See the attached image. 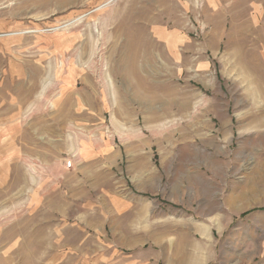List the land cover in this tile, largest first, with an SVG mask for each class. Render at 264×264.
Wrapping results in <instances>:
<instances>
[{
	"label": "rangeland",
	"instance_id": "obj_1",
	"mask_svg": "<svg viewBox=\"0 0 264 264\" xmlns=\"http://www.w3.org/2000/svg\"><path fill=\"white\" fill-rule=\"evenodd\" d=\"M0 166V264H264V0H0Z\"/></svg>",
	"mask_w": 264,
	"mask_h": 264
},
{
	"label": "crops",
	"instance_id": "obj_2",
	"mask_svg": "<svg viewBox=\"0 0 264 264\" xmlns=\"http://www.w3.org/2000/svg\"><path fill=\"white\" fill-rule=\"evenodd\" d=\"M98 128V126H95L94 129ZM101 133V132H100ZM94 147V146H93ZM92 147V148H93ZM90 147L88 145H83L80 147V149L78 150V153L81 151V153H89L90 152ZM11 151V150H9ZM14 151V150H13ZM104 151V148H103ZM102 152V151H100ZM75 154L74 156V163H72V166L69 167L67 166V164L63 163L64 165L62 167L65 168V170H63V172H68L69 174H72L73 172H81V177L82 179H85L87 174H88V170L87 167L85 165H82V161L83 158H81L77 152H73ZM114 155H116L117 157V153L115 151V153H113ZM28 159V158H27ZM117 159V158H116ZM86 160V159H85ZM14 164H20L19 162L15 161ZM44 166L50 169L49 166H47V164H44ZM0 168H4V166H0ZM47 168V169H48ZM9 170V168H8ZM18 172H28L27 169H21L18 170ZM100 172H103L102 170ZM132 177H133V184L135 186V188L141 192V193H148V192H153L155 189V183L157 184L159 181V172H131ZM1 175V173H0ZM85 192H83L84 194ZM73 205V204H72ZM50 207L53 208H60V204H49ZM139 228H136V231H138ZM77 241L79 240L78 237L76 238ZM179 263L181 264H204L205 263V259L202 257V255L198 254H194V253H190L188 255H185L181 258H179ZM106 263L104 264H112V259H109V263L108 260L105 261ZM7 264H10V262L8 261Z\"/></svg>",
	"mask_w": 264,
	"mask_h": 264
},
{
	"label": "built area",
	"instance_id": "obj_3",
	"mask_svg": "<svg viewBox=\"0 0 264 264\" xmlns=\"http://www.w3.org/2000/svg\"><path fill=\"white\" fill-rule=\"evenodd\" d=\"M72 163H73V160H72V159H69V160H67V162H66L67 166H69V167L72 166Z\"/></svg>",
	"mask_w": 264,
	"mask_h": 264
}]
</instances>
